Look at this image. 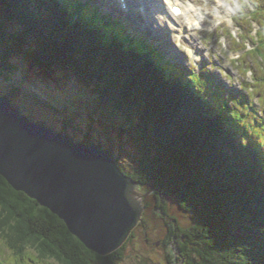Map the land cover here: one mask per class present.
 Masks as SVG:
<instances>
[{"label": "trees", "instance_id": "obj_1", "mask_svg": "<svg viewBox=\"0 0 264 264\" xmlns=\"http://www.w3.org/2000/svg\"><path fill=\"white\" fill-rule=\"evenodd\" d=\"M80 1L76 12L48 0H0V77L16 75L13 61L25 47L34 68L50 78L55 68L71 72L99 107L116 114L121 133L137 148L134 172L111 150L84 143L105 150L140 191L156 188L157 208L169 197L191 214L193 229L174 236L179 263L264 264V118L254 123L229 105L226 87L215 90L212 77L188 80L146 39L138 48L129 29L103 15L97 3ZM19 92L14 86L5 96L12 102ZM134 237L100 256L0 175V243L17 258L118 264ZM0 257L7 258L1 251Z\"/></svg>", "mask_w": 264, "mask_h": 264}, {"label": "rangeland", "instance_id": "obj_2", "mask_svg": "<svg viewBox=\"0 0 264 264\" xmlns=\"http://www.w3.org/2000/svg\"><path fill=\"white\" fill-rule=\"evenodd\" d=\"M93 1H99L104 10L112 11L119 18L116 0ZM137 1L143 5L142 0ZM183 1L199 9L202 17L200 27L190 29L185 19L179 17L174 22L169 21L168 14L160 9L156 0L149 5L150 16H144L143 11L139 14L140 9L134 5L137 2L130 0L131 13L135 15L121 18L136 34V46L145 47L144 42L140 41L144 36L150 44H153L151 41L155 42L171 55L177 66L191 67L196 74L214 75L222 85L232 87L254 101L258 111H264V0ZM222 5H226L220 9L226 19L214 24L217 7ZM175 22L176 26H172ZM146 24L148 27L142 28ZM208 26L213 28L208 29ZM182 27L186 31L184 37L179 33ZM37 42L32 43L37 45ZM145 45L152 48L147 43ZM257 48L260 52L255 51ZM27 51L32 52L24 47L13 61L17 70L15 76L0 77V93L9 94L14 86H19L20 92L12 97V102L24 115L59 133H68L79 143L89 140L102 145L115 154L127 172H134L137 148L129 134L121 133L122 124L115 118L116 114L99 107L90 94L93 92L75 79L71 72L55 68L50 78L44 71L34 68L33 60L25 54ZM260 92H263L262 95H259ZM141 190V194L156 192L152 186H143ZM154 193L144 197L142 220L132 233L135 237L118 264H172V261L177 264V260L178 264H182L179 263L180 252L176 245L178 239L172 235L177 237L178 233L183 234L182 229L186 233L193 229V218L178 205H171L174 200L169 197L168 203L160 200L167 206L166 212L158 210L157 193ZM0 251L7 256L2 257L6 259L0 257V264H59L55 261L33 262L31 258H17L2 242Z\"/></svg>", "mask_w": 264, "mask_h": 264}, {"label": "water", "instance_id": "obj_3", "mask_svg": "<svg viewBox=\"0 0 264 264\" xmlns=\"http://www.w3.org/2000/svg\"><path fill=\"white\" fill-rule=\"evenodd\" d=\"M2 33L0 31V64ZM0 175L63 220L89 250L107 257L142 220L140 184L102 148L34 122L0 93Z\"/></svg>", "mask_w": 264, "mask_h": 264}, {"label": "bare ground", "instance_id": "obj_4", "mask_svg": "<svg viewBox=\"0 0 264 264\" xmlns=\"http://www.w3.org/2000/svg\"><path fill=\"white\" fill-rule=\"evenodd\" d=\"M49 2H50V4H53L54 6H56V4H58V5H60V7L61 6H63L64 7V9L65 10H69V9H71V10H74V11H78V8H79V4H82L81 3V1L80 0H55V1H52V0H48ZM57 1H58V3H57ZM137 3H135L134 5L137 7V8H139L140 9V11L139 12H141V11H144L143 12V14H144V16H150V14H151V10H149V5L152 3V0H142L143 1V5H141L142 4V2H140V1H137V0H135ZM158 1V0H157ZM140 2V3H139ZM168 2L170 3V4H174V3H176V2H182V0H168ZM34 3H36L35 1H34ZM160 3H161V6H163L164 7V9H166V11L170 14V16H171V12L168 10V8H167V6H166V4L164 3V1L163 0H160ZM124 4H127V5H131V3H130V0H124ZM129 5V6H130ZM57 7V6H56ZM223 7V5L222 6H220V7H217V10H216V15H217V17L215 18V19H218L219 21H221L222 20V18L221 17H223V20H225L226 19V16H223V14L221 13V8ZM47 10L49 9L48 7H45ZM194 7L192 6V5H190V4H185V7H184V11H183V14L181 15V16H183V17H186L187 18V20H188V23H189V25L190 26H192V27H200L201 26V20H202V17H201V15H200V11H198V9H195L194 8V10H192ZM25 12H26V14H27V10H25ZM30 13V11L28 12V14ZM30 15V14H29ZM152 16H153V14H152ZM197 16H198V18H197ZM171 18H173V20L175 19V16H171ZM203 20H204V18H203ZM222 20V21H223ZM175 21V20H174ZM198 21V22H197ZM127 22H128V24H129V21L127 20ZM102 24V23H101ZM149 25H151V24H149ZM148 27V24H146L145 26H142V28H147ZM206 27V26H205ZM1 31V30H0ZM2 33V32H1ZM95 41V40H94ZM116 50V49H115ZM134 180V179H133ZM135 181V180H134Z\"/></svg>", "mask_w": 264, "mask_h": 264}, {"label": "flooded vegetation", "instance_id": "obj_5", "mask_svg": "<svg viewBox=\"0 0 264 264\" xmlns=\"http://www.w3.org/2000/svg\"><path fill=\"white\" fill-rule=\"evenodd\" d=\"M171 205H173L174 203H173V201L170 203ZM159 209V208H158ZM161 209H163L165 212H166V207L162 204L161 205ZM166 218V217H165ZM167 219V218H166ZM172 237L174 238V235H172ZM149 244V243H148ZM167 244H168V242L166 243V246H167Z\"/></svg>", "mask_w": 264, "mask_h": 264}, {"label": "clouds", "instance_id": "obj_6", "mask_svg": "<svg viewBox=\"0 0 264 264\" xmlns=\"http://www.w3.org/2000/svg\"><path fill=\"white\" fill-rule=\"evenodd\" d=\"M165 3H166V5H167V0H165Z\"/></svg>", "mask_w": 264, "mask_h": 264}]
</instances>
